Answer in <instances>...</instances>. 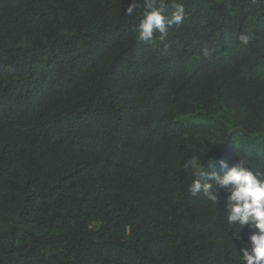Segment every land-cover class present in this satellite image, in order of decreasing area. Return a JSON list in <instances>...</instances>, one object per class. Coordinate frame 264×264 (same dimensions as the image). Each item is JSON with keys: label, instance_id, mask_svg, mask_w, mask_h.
<instances>
[{"label": "trees", "instance_id": "16d2710c", "mask_svg": "<svg viewBox=\"0 0 264 264\" xmlns=\"http://www.w3.org/2000/svg\"><path fill=\"white\" fill-rule=\"evenodd\" d=\"M177 2L165 52L144 0H0V264H242L183 165L264 170V0Z\"/></svg>", "mask_w": 264, "mask_h": 264}, {"label": "clouds", "instance_id": "9594fccd", "mask_svg": "<svg viewBox=\"0 0 264 264\" xmlns=\"http://www.w3.org/2000/svg\"><path fill=\"white\" fill-rule=\"evenodd\" d=\"M167 0H144L143 10L137 17L136 39L140 42H150L154 34L159 33L158 39L166 52L168 29L180 25L185 19V7L177 0H172L171 11L166 15ZM134 4L127 8L126 15L135 12ZM239 44L247 47L252 41V35L241 33ZM212 51L204 49V56L209 57ZM198 158H191L183 166L191 169L192 180L187 186L188 191L197 196L203 194L214 205L219 202V192L225 190L228 195L225 200L227 222L255 229L249 236V243L241 248L242 264H264V170H255L246 161H240L232 166L225 160L219 161V174L215 164L209 162L210 171H206Z\"/></svg>", "mask_w": 264, "mask_h": 264}]
</instances>
